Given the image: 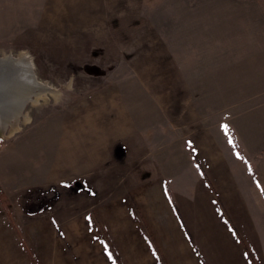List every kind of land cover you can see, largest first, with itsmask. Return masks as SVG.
Returning <instances> with one entry per match:
<instances>
[{"label": "rangeland", "instance_id": "rangeland-1", "mask_svg": "<svg viewBox=\"0 0 264 264\" xmlns=\"http://www.w3.org/2000/svg\"><path fill=\"white\" fill-rule=\"evenodd\" d=\"M9 52L1 260L264 264V0H0Z\"/></svg>", "mask_w": 264, "mask_h": 264}, {"label": "bare ground", "instance_id": "bare-ground-1", "mask_svg": "<svg viewBox=\"0 0 264 264\" xmlns=\"http://www.w3.org/2000/svg\"><path fill=\"white\" fill-rule=\"evenodd\" d=\"M1 58L4 60L0 63V135L3 132L6 135V133L18 128L17 120L26 102L34 103L38 98H44L43 94L52 92V89L46 83L36 80V76L34 75V77L30 73L26 67L29 58L24 52H18L15 58L9 59L6 56ZM18 68H21L22 74L20 75H16ZM26 82L28 83V91H24ZM8 124L10 127L6 131L5 128Z\"/></svg>", "mask_w": 264, "mask_h": 264}, {"label": "crops", "instance_id": "crops-1", "mask_svg": "<svg viewBox=\"0 0 264 264\" xmlns=\"http://www.w3.org/2000/svg\"><path fill=\"white\" fill-rule=\"evenodd\" d=\"M120 170H122V169H120ZM124 180H126V179H124ZM131 199V198H130ZM133 200V199H132ZM243 200L244 199H240V200H238L239 202H240V204L238 205V206H235V207H231V208H233V209H235L236 210V213L235 214H233V218H234V220H235V222L240 218V217H242V218H244V217H247V210H246V207H245V205H244V202H243ZM129 211V210H128ZM230 215H231V213H230ZM233 227V225H231V228ZM31 230H36L35 229V227H33V229H31ZM31 230H29V231H31ZM26 231V230H25ZM26 232H28V231H26ZM48 234H51V233H49V231H46ZM234 232V231H233ZM42 234V233H41ZM234 234V233H233ZM4 237V236H3ZM5 241H7L8 239L6 238V237H4L3 238ZM2 240H0V242H1ZM41 245H45V247L47 248V243H45V244H41ZM45 247H34V249L35 250H37L36 248H45ZM0 248H1V246H0ZM0 264H11V263H8V262H6V261H4V260H1L0 259Z\"/></svg>", "mask_w": 264, "mask_h": 264}, {"label": "water", "instance_id": "water-1", "mask_svg": "<svg viewBox=\"0 0 264 264\" xmlns=\"http://www.w3.org/2000/svg\"><path fill=\"white\" fill-rule=\"evenodd\" d=\"M2 56H6L7 58L9 57V59L15 58V56H14V54L12 52L2 53V54H0V63L3 62L2 60H4V59L1 58ZM27 62H28V64L26 65V67L28 68V70H30V73L34 76V74H33L34 70H33L32 63L30 62V60L29 61L27 60Z\"/></svg>", "mask_w": 264, "mask_h": 264}, {"label": "trees", "instance_id": "trees-1", "mask_svg": "<svg viewBox=\"0 0 264 264\" xmlns=\"http://www.w3.org/2000/svg\"><path fill=\"white\" fill-rule=\"evenodd\" d=\"M0 197H1V202L4 203V204H7V203H6V202H7V199H6V197H4V196L2 195V193H0Z\"/></svg>", "mask_w": 264, "mask_h": 264}, {"label": "snow or ice", "instance_id": "snow-or-ice-1", "mask_svg": "<svg viewBox=\"0 0 264 264\" xmlns=\"http://www.w3.org/2000/svg\"><path fill=\"white\" fill-rule=\"evenodd\" d=\"M223 127L225 128V130H227V126L226 125H224ZM229 143H232V141L229 140Z\"/></svg>", "mask_w": 264, "mask_h": 264}]
</instances>
